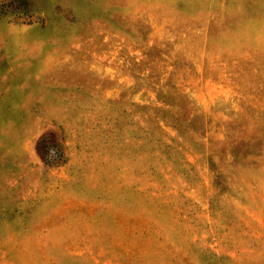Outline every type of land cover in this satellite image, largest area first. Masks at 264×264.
<instances>
[{"label": "rangeland", "instance_id": "rangeland-1", "mask_svg": "<svg viewBox=\"0 0 264 264\" xmlns=\"http://www.w3.org/2000/svg\"><path fill=\"white\" fill-rule=\"evenodd\" d=\"M0 264H264V0H0Z\"/></svg>", "mask_w": 264, "mask_h": 264}]
</instances>
